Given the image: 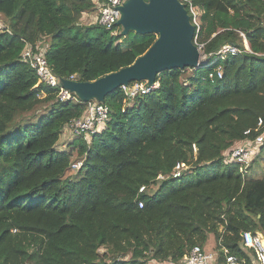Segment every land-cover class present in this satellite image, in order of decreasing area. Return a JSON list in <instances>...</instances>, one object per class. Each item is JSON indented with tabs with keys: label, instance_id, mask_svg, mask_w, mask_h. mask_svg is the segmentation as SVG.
<instances>
[{
	"label": "trees",
	"instance_id": "1",
	"mask_svg": "<svg viewBox=\"0 0 264 264\" xmlns=\"http://www.w3.org/2000/svg\"><path fill=\"white\" fill-rule=\"evenodd\" d=\"M192 1L206 53L242 50L219 62L222 77L203 65L164 71L132 99L119 88L105 100V125L59 149L86 104L39 82L21 59L25 41L46 46L58 77L93 81L157 36L86 22L92 0H0V264H180L211 236L221 260L227 250L252 263L243 232L264 235V173L252 172L264 139L245 173L229 155L264 133V0ZM74 157L83 164L66 175Z\"/></svg>",
	"mask_w": 264,
	"mask_h": 264
},
{
	"label": "built area",
	"instance_id": "2",
	"mask_svg": "<svg viewBox=\"0 0 264 264\" xmlns=\"http://www.w3.org/2000/svg\"><path fill=\"white\" fill-rule=\"evenodd\" d=\"M95 4V14L93 16L90 12H87L86 22L97 24L105 29L111 30L114 33L117 31V22L121 17V6L127 0H92ZM185 4L186 9L190 15L191 22L195 27L194 43L198 47L201 57H206L203 65H218L216 68V73L219 77H222V67L219 64V60H224L228 55H237L242 52V50L235 44H225L220 50L215 54L216 58L213 59L212 54L205 52V43L201 42L199 39V33L201 29V8L193 3L192 0H180ZM88 20V21H87ZM242 36L245 37L243 33ZM25 41V40H24ZM26 45L21 54V59L27 62L32 69L37 74L40 83H45L52 88H58V98L60 101L68 100H79L74 93L62 87L60 84V77H58L50 67V64L46 58V46H40L41 48H34L32 44L25 41ZM246 50L250 51L247 40H244ZM210 77H214V74H210ZM68 79L79 80L77 76L72 75ZM159 86L158 82L154 85L149 86L148 82H133L127 86H122L121 88L126 93V95L132 99L136 96H140L149 93L153 89ZM110 113V107L105 103L91 101L86 103V113L76 119H73L66 127V130L71 133L76 138L85 136L87 139L96 132H98L108 119ZM264 129V119L260 118L257 124V130ZM247 136L251 134V130L245 132ZM264 139V133L258 135L255 139L247 138L243 142L238 143L231 150L229 155V160L240 165L242 172H246L247 168L251 164L252 159L258 152L259 144ZM83 164V159L75 160L70 170H78ZM181 165L175 167L174 176H179L181 174ZM160 179L163 178L162 175L159 176ZM145 187L140 188V192H144ZM143 201L139 202V206L143 207ZM217 242L214 244L213 248H206L199 245L194 246L190 253L185 257V259L180 264H264V235L261 233L253 232H243V245L245 248H251L252 253V263H247L245 258L239 259L235 255L227 254L225 260H221L219 251L215 247Z\"/></svg>",
	"mask_w": 264,
	"mask_h": 264
},
{
	"label": "water",
	"instance_id": "3",
	"mask_svg": "<svg viewBox=\"0 0 264 264\" xmlns=\"http://www.w3.org/2000/svg\"><path fill=\"white\" fill-rule=\"evenodd\" d=\"M117 26L121 35L130 31L140 35L154 34L157 39L136 60L117 71L93 81L61 78L60 84L83 103L105 102L108 96L132 82H157L167 70L199 68L201 54L194 43L195 27L180 0H127L120 8Z\"/></svg>",
	"mask_w": 264,
	"mask_h": 264
},
{
	"label": "rangeland",
	"instance_id": "4",
	"mask_svg": "<svg viewBox=\"0 0 264 264\" xmlns=\"http://www.w3.org/2000/svg\"><path fill=\"white\" fill-rule=\"evenodd\" d=\"M87 12H90V11H87ZM89 14V16H90V14L93 16V14H95V9L93 10V11H91L90 13H88ZM0 17H2V16H0ZM86 17V19H87V15L85 16ZM1 19V18H0ZM2 20H3V17H2ZM84 20H85V18H84ZM86 21V20H85ZM84 21V22H85ZM88 21V20H87ZM1 28H3V24H2V22L0 21V29ZM77 28H74L73 29V31L70 33V35H74L76 32H77ZM118 33V29H117V31H116V33L115 34H117ZM81 39H83V40H85V39H87V38H89V36L88 35H82L81 37H80ZM206 60V57H204V56H202L201 57V59H200V61L202 62V63H204V61ZM221 60H219L218 62H220ZM65 132H67V134L66 135H64V133L62 134V136H61V138H60V140H59V142H58V148L59 149H66L68 146H70L71 145V143H72V139L74 140L76 137H74L73 135H70V134H68L69 132L66 130ZM90 139V138H89ZM71 141V142H70ZM260 146H261V144H260ZM260 146H259V148H258V151H259V149H260ZM264 148V147H263ZM260 153V152H259ZM258 155L259 154H257V158L255 157V160L257 159V166L255 165V170L254 171H252L253 173H258V175H261V174H263L264 173V150H263V152H262V154L258 157ZM76 159V157H74V160ZM259 165H261V167H263V169H260V170H258V168L257 167H259ZM251 172V174H253ZM74 173H76V171H68L67 172V174L66 175H71V174H74ZM214 241H215V238L213 237V236H211V238H210V240H209V242L207 243V245H206V248H208V249H210V248H213L214 247ZM103 251V250H102Z\"/></svg>",
	"mask_w": 264,
	"mask_h": 264
},
{
	"label": "crops",
	"instance_id": "5",
	"mask_svg": "<svg viewBox=\"0 0 264 264\" xmlns=\"http://www.w3.org/2000/svg\"><path fill=\"white\" fill-rule=\"evenodd\" d=\"M69 132V131H68ZM67 134V132H64V135H66ZM68 134H70V132L68 133ZM71 135V134H70ZM74 140L72 139V143H71V145L70 146H68L66 149H71V147H73V145H74V142H73ZM71 142V141H70Z\"/></svg>",
	"mask_w": 264,
	"mask_h": 264
}]
</instances>
